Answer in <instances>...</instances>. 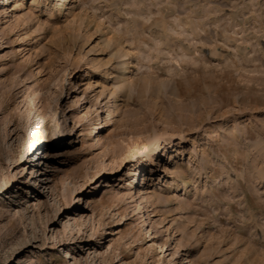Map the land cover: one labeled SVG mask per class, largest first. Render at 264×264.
Masks as SVG:
<instances>
[{
  "label": "rangeland",
  "instance_id": "obj_1",
  "mask_svg": "<svg viewBox=\"0 0 264 264\" xmlns=\"http://www.w3.org/2000/svg\"><path fill=\"white\" fill-rule=\"evenodd\" d=\"M49 9L0 0V264H264V0Z\"/></svg>",
  "mask_w": 264,
  "mask_h": 264
},
{
  "label": "bare ground",
  "instance_id": "obj_2",
  "mask_svg": "<svg viewBox=\"0 0 264 264\" xmlns=\"http://www.w3.org/2000/svg\"><path fill=\"white\" fill-rule=\"evenodd\" d=\"M46 3L48 2V6H49V4H50V9L47 11V13L50 15V17H52L53 19L55 18V16H56V14L54 13L55 11L54 10H56V6L57 5H59V3L60 2H62V0H57V1H55V3H54V5H52L51 4V0H44ZM42 2V1H41ZM37 5H38V3H37ZM58 11V10H57ZM41 16V15H40ZM35 21V20H34ZM39 21V20H38ZM128 69V68H127ZM131 76L129 75V73L128 72H126V73H124V75L121 77V81H126L127 79H129ZM120 81V80H119ZM76 85H78L77 83H76ZM80 90V86L78 85V91ZM69 130H71V129H69ZM62 137H73V133H66L65 134V132H64V134L63 133H61L60 135H59V138H62ZM62 142V141H61ZM160 146H158V145H155V146H153L152 147V152H151V154L148 156V159L146 160V161H143L144 162V164L145 165H147V163H150V166H152V167H155V164L156 163H153V158L154 157H156L159 153H160ZM38 151H41V149H37ZM39 160H42V158H39ZM34 161H37V160H34ZM35 163V162H34ZM153 171V170H152ZM139 173H140V170H139ZM41 176L43 175L44 177H45V180L44 181H42L43 183H44V186H45V189H47L48 187H49V184H50V179H49V173H48V171L45 173V174H43V172H41V174H40ZM142 176H143V173H141L140 174V178H137L136 177V179L138 180V183L140 184V180H141V178H142ZM146 176L147 175H144L143 176V178H144V181H145V179H146ZM135 179V180H136ZM238 180V179H237ZM144 181H143V183H144ZM225 182V181H224ZM222 184H223V177H221L220 178V180H218V181H216L215 182V188L217 187H221L222 186ZM225 184V183H224ZM184 185V188L186 189V192H189V190H188V183H184L183 184ZM34 188V187H33ZM35 189V188H34ZM214 189V188H213ZM34 192H37V189H35L34 190ZM142 192V190H141V185L135 190V193L136 194H138L137 196L139 197L138 199H142L144 196H145V194H143V193H141ZM119 232L117 231L116 232V229H114L113 230V232H112V234L111 235H117Z\"/></svg>",
  "mask_w": 264,
  "mask_h": 264
}]
</instances>
